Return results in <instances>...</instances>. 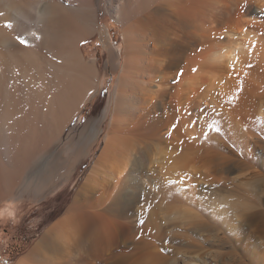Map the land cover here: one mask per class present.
<instances>
[{"label": "bare ground", "instance_id": "6f19581e", "mask_svg": "<svg viewBox=\"0 0 264 264\" xmlns=\"http://www.w3.org/2000/svg\"><path fill=\"white\" fill-rule=\"evenodd\" d=\"M103 9L123 24L115 135L75 202L93 209L88 198L110 180L124 188L113 206L142 197L140 145L165 143L174 171L189 172L203 195L215 190L212 206L244 245L222 263L264 264V0H0V202L92 87L97 61L82 45L96 29L106 40L96 28ZM100 120L85 125L87 141ZM113 206L81 212L94 245L103 232L93 217ZM65 226L58 221L17 264H38L47 245L68 239Z\"/></svg>", "mask_w": 264, "mask_h": 264}, {"label": "rangeland", "instance_id": "374dc122", "mask_svg": "<svg viewBox=\"0 0 264 264\" xmlns=\"http://www.w3.org/2000/svg\"><path fill=\"white\" fill-rule=\"evenodd\" d=\"M97 27L105 32L106 40L96 29L97 34L93 32L82 45L85 57L97 61L98 73L92 87L72 108L54 145L16 179L12 196L0 202V264H16L58 221L66 225L67 242L52 241L38 264H223L235 253H243L244 245L234 239L224 217L211 204L217 197L215 190L207 188L203 195L189 172L174 171L172 150L165 143L140 145L143 163L148 166L143 164L146 180H141L139 186L143 195L126 196L121 204L118 202L121 212L113 206L115 195L124 190L120 181L110 180L103 198H88L93 209L75 202L107 137L112 134L114 138L110 127L125 60L123 24L103 9ZM94 118H101L99 129L95 138L87 141L84 127ZM108 205L113 210H103V214L93 217L95 230L103 232L102 242L94 245L80 216L84 210H100ZM140 220L145 223L141 225ZM102 251L104 256H100ZM250 262L244 258L237 264Z\"/></svg>", "mask_w": 264, "mask_h": 264}, {"label": "snow or ice", "instance_id": "6c2138e0", "mask_svg": "<svg viewBox=\"0 0 264 264\" xmlns=\"http://www.w3.org/2000/svg\"><path fill=\"white\" fill-rule=\"evenodd\" d=\"M20 43L26 45L27 44V41L26 40H23V39H20ZM177 127H178V123H175L174 126L172 127V131H175L177 129ZM139 223L141 225H143L145 223V221L144 220H140Z\"/></svg>", "mask_w": 264, "mask_h": 264}, {"label": "crops", "instance_id": "0c3cea01", "mask_svg": "<svg viewBox=\"0 0 264 264\" xmlns=\"http://www.w3.org/2000/svg\"><path fill=\"white\" fill-rule=\"evenodd\" d=\"M19 262V260L16 262V264Z\"/></svg>", "mask_w": 264, "mask_h": 264}]
</instances>
